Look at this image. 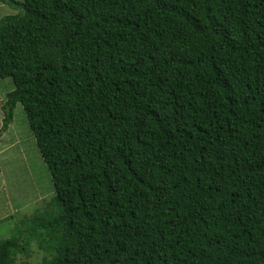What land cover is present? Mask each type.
<instances>
[{"label":"trees","instance_id":"16d2710c","mask_svg":"<svg viewBox=\"0 0 264 264\" xmlns=\"http://www.w3.org/2000/svg\"><path fill=\"white\" fill-rule=\"evenodd\" d=\"M0 2L56 192L0 264H264V0Z\"/></svg>","mask_w":264,"mask_h":264},{"label":"rangeland","instance_id":"374dc122","mask_svg":"<svg viewBox=\"0 0 264 264\" xmlns=\"http://www.w3.org/2000/svg\"><path fill=\"white\" fill-rule=\"evenodd\" d=\"M22 1V0H16ZM0 2V19L16 14ZM14 89L11 78L0 80V129L6 96ZM56 195L51 174L38 150L22 105H17L13 121L0 135V239H10L22 227V221L42 210ZM46 254L34 248L28 256L17 257V264H42Z\"/></svg>","mask_w":264,"mask_h":264}]
</instances>
